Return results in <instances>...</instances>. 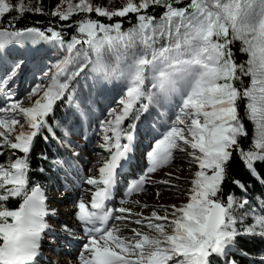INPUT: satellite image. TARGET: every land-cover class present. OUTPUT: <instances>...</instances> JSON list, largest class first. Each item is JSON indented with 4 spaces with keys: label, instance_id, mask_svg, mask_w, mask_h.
<instances>
[{
    "label": "snow or ice",
    "instance_id": "1",
    "mask_svg": "<svg viewBox=\"0 0 264 264\" xmlns=\"http://www.w3.org/2000/svg\"><path fill=\"white\" fill-rule=\"evenodd\" d=\"M181 2L126 0L110 10L91 0H61L47 13L59 23L43 28L15 27L25 12L44 14L39 3L0 0V20L17 13L0 25V156L8 157L0 162V264H40L45 237L49 245L60 240L69 250L76 248L65 264H213V258L239 264L230 257L236 238L264 239V194L259 203L250 199L248 184L230 177L229 169L236 155L264 184L256 166L264 167V0ZM150 7L164 9L159 19L147 14ZM93 12L110 21L135 14L137 24L123 31L120 20L104 23L92 18ZM74 14L81 19L69 24ZM68 27L75 28L70 37ZM157 37H166L160 47ZM236 42L246 56L239 62ZM46 46L58 54L47 63L37 61L35 53ZM28 72L26 95L20 97L18 81ZM100 97L114 104H105L103 119L95 115ZM242 100L255 124L247 147L240 143L247 134L238 114ZM57 107L62 117L56 118ZM90 124L102 155L89 169L93 174L85 176L72 135L82 125L87 136ZM37 136L58 141L70 153L50 164L56 172L63 168L66 192L79 190L73 201L76 222L59 230L47 220L58 213L46 203L47 185L30 178ZM177 155L192 170L184 190L171 172L155 179ZM40 159L48 157L41 153ZM228 180L239 196L225 193ZM147 185H157V197L159 185L174 189L180 202L132 199ZM121 186V206H111ZM13 199L16 206L9 205ZM131 224L138 227L128 232Z\"/></svg>",
    "mask_w": 264,
    "mask_h": 264
},
{
    "label": "trees",
    "instance_id": "2",
    "mask_svg": "<svg viewBox=\"0 0 264 264\" xmlns=\"http://www.w3.org/2000/svg\"><path fill=\"white\" fill-rule=\"evenodd\" d=\"M95 3L97 0H93ZM27 2V0H25ZM61 0H33V3H39L40 6L44 9V14H33L32 12H25L21 18H19L16 23L15 27H28V26H39L46 28L48 27L49 23H59V18H53L47 13L54 8L56 5L60 4ZM119 6L124 4L123 0H118ZM189 0H182L179 6H184L187 4ZM66 6V5H64ZM162 7H150L147 10V14L153 15L156 19H159L160 14L163 12ZM10 16H17L16 12H12L9 14ZM9 15H5L3 20H0V25H7V21L9 19ZM92 18H100L103 20L104 23L115 22L116 20H120L122 22V30L127 31L132 28L134 25L137 24V18L135 14H128L123 18L114 17L111 21L108 18L104 17H97L96 14L93 12L91 14ZM81 19V15L74 14L71 17V20L68 22L69 24L71 21ZM75 32V28L68 27L65 29V35L70 37ZM166 42V37H157L156 39V47L162 46ZM136 49L139 50L142 47L140 42V38H135ZM234 50L236 51V59L237 61L245 60L246 56L241 55L239 53V42L234 44ZM52 56V52L48 50L47 46L45 48L39 49L35 53V58L37 61H42L43 63L48 62V57ZM249 78L245 77V84H247ZM245 102L242 100L239 104L238 114L242 118V122L246 128V136H242L240 139V143L247 147L255 134V126L254 122L246 115L245 109ZM63 112L62 110L57 107L56 108V118L62 117ZM44 153L47 155V160L40 159V154ZM57 156L61 155V150L57 145L55 140L45 141L42 136H37L34 138V143L31 148L30 152V178L36 182L41 183L42 185H47L49 188L52 184H54L56 176L58 172L54 168L51 167L50 161ZM8 159L7 155L0 156V162H6ZM258 169L264 172V167L257 164ZM43 167L44 171L41 172L39 169ZM230 169V177H236L242 179L246 184H248V195L250 199L255 200L257 203L260 202L262 194H264V184L261 183L259 179H254L252 176L248 174L245 170L244 165L241 163V160L234 155L229 163ZM52 177V181L49 182L48 177ZM225 193L235 191L236 194L239 196L240 190L233 185L230 180L225 181L224 187ZM19 203L18 200L13 199L9 201L10 206H16ZM241 253H246L247 255H242ZM264 254V239L252 237L251 235H240L236 238L235 241V250L230 253V257H234L239 264H260L261 256ZM213 264H222V261H218L213 258Z\"/></svg>",
    "mask_w": 264,
    "mask_h": 264
},
{
    "label": "rangeland",
    "instance_id": "3",
    "mask_svg": "<svg viewBox=\"0 0 264 264\" xmlns=\"http://www.w3.org/2000/svg\"><path fill=\"white\" fill-rule=\"evenodd\" d=\"M73 2H75V0H73ZM123 2L126 3V0H123ZM91 3L94 6L98 5L101 7H106L110 10H114L116 8L121 7L119 6L118 0H97L96 3L93 0H91ZM51 52H52V56H55L58 54V51L56 49H52ZM37 75H39V73H37ZM30 78H31V72H28L24 76H21L20 80L18 81L20 97H24L26 95L24 89L27 87L28 83L30 82ZM98 99H100V103L97 105L98 111L95 115L96 117L103 119L104 116L100 115V111L106 112L105 104L107 103V107H113L114 104L108 103L107 100H105L103 97H100ZM27 102L28 101H25V103ZM94 123H95V118L91 121V124H94ZM91 124L88 127L87 136H85L84 127L82 125L77 126L72 135L73 141L80 145V149H79L80 155L76 159L78 160V163L82 169L81 175H85V176L93 174L92 172L89 171V169L93 168L96 162L101 159V155H102L101 150L97 147L98 135L92 134ZM143 130H144L143 126H141L140 136H141V139L143 140V143L146 144L147 138L143 136ZM57 143L59 145L58 141ZM61 150H62L63 157L67 159L70 156V153H66L63 148H61ZM136 156H137V162H139V157H140L139 150L137 151ZM182 165L187 166L189 169L185 173L187 178H181L178 181V183L181 184V190H184L185 188L189 186L185 182L190 181L192 170L189 168L187 162L179 155H177L173 163H171L169 166H166L161 172H158L155 176V179H160L165 172L172 171V172L178 173ZM168 167H170L169 170H168ZM132 171L133 173H135L136 169L134 168ZM59 173L61 174V179L58 181L56 188L52 187V189L46 190V195L48 197L46 203L50 207L56 208L58 210V213L55 217L49 215L47 217V220L49 224H51L57 230H59L65 222L69 224H73L76 222L74 212H73V209H74L73 201L77 198L78 192H79V190H75V191L68 190L66 192L63 186L64 185L63 178L65 177V172L63 168L59 171ZM72 175H75V172H73ZM129 178L130 177H125V180ZM68 183L69 184L72 183L71 177H68ZM85 187H88V186L85 185ZM158 187L160 188L159 197H157L156 195L157 185H147L146 190L143 193L134 194L132 199H139L142 203H147L150 205L156 204L158 202L161 204H173V203L180 202L176 194V191L174 189H169L165 185H159ZM62 193L64 195H62ZM122 195H123V186H121L120 188L116 190L115 198L112 201L111 206H115V207L121 206ZM153 199L155 201L150 202V200H153ZM127 206L134 207L135 211H143L145 214H148L151 211V208L142 210L131 204H128ZM131 227H138V226L135 224H131L129 229L127 230L128 232L131 231ZM255 237H259V236H255ZM57 245H59V247H57ZM75 252H76L75 247L69 250L68 248L62 245L60 240H57L55 245H49L48 238L45 237V246L43 248L44 255L42 256L45 259L41 257L40 264H65L66 261L74 258ZM262 257H264V255H262Z\"/></svg>",
    "mask_w": 264,
    "mask_h": 264
},
{
    "label": "bare ground",
    "instance_id": "4",
    "mask_svg": "<svg viewBox=\"0 0 264 264\" xmlns=\"http://www.w3.org/2000/svg\"><path fill=\"white\" fill-rule=\"evenodd\" d=\"M170 169V167H168V170ZM189 169H188V167L187 166H184V165H182L181 167H180V169H179V171H178V173H176V172H172L171 171V173H173L174 175H176V176H179L180 178H187V176H186V171H188ZM183 173V174H182ZM154 202L155 200L153 199V200H150V202ZM159 203V202H158ZM149 209V208H148ZM63 211V210H62Z\"/></svg>",
    "mask_w": 264,
    "mask_h": 264
}]
</instances>
